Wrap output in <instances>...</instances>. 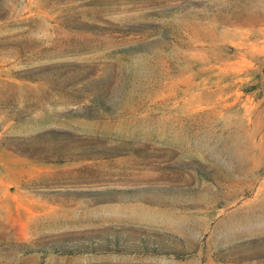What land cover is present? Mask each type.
Wrapping results in <instances>:
<instances>
[{
    "label": "rangeland",
    "instance_id": "374dc122",
    "mask_svg": "<svg viewBox=\"0 0 264 264\" xmlns=\"http://www.w3.org/2000/svg\"><path fill=\"white\" fill-rule=\"evenodd\" d=\"M0 264H264V0H0Z\"/></svg>",
    "mask_w": 264,
    "mask_h": 264
}]
</instances>
